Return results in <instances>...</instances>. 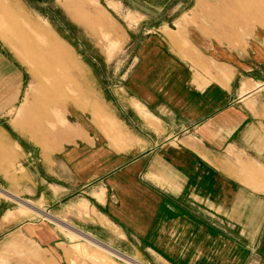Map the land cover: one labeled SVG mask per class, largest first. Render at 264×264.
<instances>
[{
    "label": "crops",
    "instance_id": "obj_1",
    "mask_svg": "<svg viewBox=\"0 0 264 264\" xmlns=\"http://www.w3.org/2000/svg\"><path fill=\"white\" fill-rule=\"evenodd\" d=\"M197 1L178 0L192 5L156 36L130 31L97 3L109 43L133 60L103 97L109 119L98 129L69 125L73 142L45 159L13 133V118L0 123V264L105 262L78 238L127 264H264V25L231 41L224 21L215 38L211 26L185 20L200 17ZM24 65L0 38V117L25 108ZM10 174L12 182L2 177ZM63 188L72 225L59 206L50 213L64 209ZM34 197L57 228L34 224L26 213Z\"/></svg>",
    "mask_w": 264,
    "mask_h": 264
},
{
    "label": "rangeland",
    "instance_id": "obj_2",
    "mask_svg": "<svg viewBox=\"0 0 264 264\" xmlns=\"http://www.w3.org/2000/svg\"><path fill=\"white\" fill-rule=\"evenodd\" d=\"M6 1L0 0V38L12 52L23 59L27 67V69L25 65L23 67L24 73L27 72L24 77V89L27 94L25 108L19 114H16V111H9L7 116L0 117V123L7 118H13L12 129L15 130L13 133L17 136L21 135L22 144H27L25 147L33 149L36 156L41 154L45 159H49L55 151L73 142L74 139L69 138L67 133L69 125L73 124L75 128L71 126L74 130L80 132L87 125L92 124L98 129L100 123L107 122L109 118L106 112H109L110 107L103 101V97L106 101L109 100L111 87L124 83L127 76L133 72L127 70L133 62L132 54L109 43L111 42L110 32L99 24L98 20L101 21L103 14L98 11V5L105 8L113 18L130 31H138L144 27L148 31V36H156L160 32L156 30H161L164 26L173 30L174 27L168 20H172L192 5V2L180 4L178 0H122L124 7L118 3L113 6L108 2L109 0H57L48 5L32 0ZM195 5L193 15L199 14L200 17L185 19L187 24L211 26L213 36L218 39H220L219 30L224 21L229 24L231 41L237 40L235 36H238V31L242 29L248 31L255 24L264 25V0H199ZM237 5L243 6L248 13L236 16L234 10ZM14 24L17 25V29ZM48 25L58 33L59 40L53 32H50ZM105 25L107 26V23ZM47 36L59 44L57 53H51L49 50ZM133 39L135 44L139 41L138 38ZM58 59H61L60 62ZM53 83L55 85H52ZM43 84L49 89L44 90ZM76 115L82 120L79 124L73 117ZM51 124H53L52 127ZM45 126L46 129H44ZM8 165L13 168L12 163ZM41 174L44 175L43 172ZM11 176L12 174L2 177ZM13 176V182H18L19 178L16 174ZM9 181L12 182L11 179ZM51 182L65 187L61 181L55 182L51 179ZM3 183L5 184L4 181ZM4 186L7 187V185ZM63 189L62 195L66 200L64 209L62 210V204L50 205V213L57 216V206H59L58 213L61 219L67 225H72L74 218L71 210H68L71 202L70 189ZM0 198L5 197L0 196ZM35 199L34 197L33 200L27 201L31 210H25L33 217L34 224L57 228L54 223L55 218L39 211L44 208L43 203ZM84 204L79 207V211L77 210L75 218L77 222L80 219L79 213L83 211L82 213L87 214ZM84 237L87 239L85 235ZM87 240L89 242V239ZM77 241L90 248L89 251L94 253L91 254L93 259L100 262L98 255L104 256L105 262L100 264H114L112 262L114 260L119 264H127L112 257L95 244L100 248L97 249L92 241L87 243L83 238H78ZM84 257L88 258L86 255Z\"/></svg>",
    "mask_w": 264,
    "mask_h": 264
},
{
    "label": "bare ground",
    "instance_id": "obj_3",
    "mask_svg": "<svg viewBox=\"0 0 264 264\" xmlns=\"http://www.w3.org/2000/svg\"><path fill=\"white\" fill-rule=\"evenodd\" d=\"M8 1V0H7ZM6 1V2H7ZM9 12H7V14H8ZM10 14V13H9ZM4 16V15H3ZM8 23V22H7ZM11 26H13V25H11ZM14 26H15V29H17L18 27H17V25L16 24H14ZM30 26V25H29ZM17 27V28H16ZM35 27V26H34ZM13 28V27H12ZM36 28V27H35ZM13 30V29H12ZM14 32V31H13ZM18 32V31H17ZM20 35V34H19ZM21 35H23V34H21ZM25 36V35H24ZM26 37V36H25ZM25 37H24V39H25ZM48 37V36H47ZM32 39V38H31ZM48 40V43H47V46L49 47V50L51 51V53L53 52V53H57V49H59V47H58V43H57V41H55L54 39H50V37H48L47 38ZM27 40H28V38H27ZM26 40V41H27ZM33 41V40H32ZM34 42V41H33ZM31 43V42H30ZM36 43H38V42H36ZM34 44V43H33ZM46 46V45H45ZM35 47V46H34ZM42 48V47H41ZM40 53V52H39ZM59 53H61V52H59ZM50 54V53H49ZM62 54V53H61ZM58 55H60V54H58ZM57 55V56H58ZM44 58V57H43ZM42 59V58H41ZM49 59V58H48ZM46 60V59H45ZM59 60V59H58ZM61 60V59H60ZM60 60H59V62H60ZM42 61V60H41ZM54 64V63H53ZM47 67V66H46ZM48 68V67H47Z\"/></svg>",
    "mask_w": 264,
    "mask_h": 264
}]
</instances>
